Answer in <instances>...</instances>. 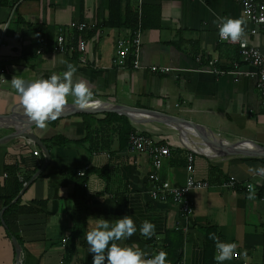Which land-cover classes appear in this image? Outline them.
I'll return each instance as SVG.
<instances>
[{
	"label": "crops",
	"instance_id": "obj_1",
	"mask_svg": "<svg viewBox=\"0 0 264 264\" xmlns=\"http://www.w3.org/2000/svg\"><path fill=\"white\" fill-rule=\"evenodd\" d=\"M116 4L121 20L110 27V6ZM127 6L137 10L138 0H0V36L5 40L0 48V116H26L8 82L14 76L29 82L48 79L71 64L77 70L73 83L86 82L93 93L96 103L90 110L121 106L151 111L204 127L215 141L231 147L264 148V100L256 79L202 72L211 62L219 71L230 72L239 64L240 72L253 74L238 47L219 38V25L229 18L242 21L244 41L263 56L264 26L253 25L233 0H141V65L172 69L151 74L131 70L117 51L116 41L133 27L123 24ZM73 21L92 28L84 37L83 63L79 54L50 50L58 29ZM38 30L44 34L42 46ZM66 107H78L74 97H68ZM111 114L125 117L132 132L171 149L157 173L161 182L181 188L187 155H193L194 180L209 185L190 193L193 214L183 216L170 200L151 199V160L128 151L125 127L105 121ZM19 129L0 125V140ZM31 130L49 159L24 138L0 143V264H15L11 238L19 245L20 264H92L85 236L95 219L115 221L125 215L132 217L137 232L118 243L138 247L144 259L164 251L169 264H217L216 237L237 245V255L223 264H264V175L255 171L264 168L263 158L220 157L206 137H201L206 146H197L190 132L138 115L76 114ZM85 167L89 170L81 178L78 172ZM7 168H16L15 177L23 188L28 185L18 199L24 211L11 213L10 218H17L11 219L10 239L2 219L11 206H4L1 195ZM228 181L236 188H224ZM145 220L156 226L151 239L140 232Z\"/></svg>",
	"mask_w": 264,
	"mask_h": 264
},
{
	"label": "clouds",
	"instance_id": "obj_2",
	"mask_svg": "<svg viewBox=\"0 0 264 264\" xmlns=\"http://www.w3.org/2000/svg\"><path fill=\"white\" fill-rule=\"evenodd\" d=\"M242 21L239 19H226L219 25L221 38L231 42L240 41L243 34ZM68 70L60 75L53 74L48 79H38L33 82L14 76L8 81L20 97L25 115L31 122L41 129L47 122L55 121L64 113L68 97L75 98V104L80 109H86L96 101L86 82L73 83V74L76 68L68 64ZM3 77V76H0ZM4 78V77H3ZM264 175V168L255 170ZM95 227L88 231L85 239L88 244V253L92 254V264H169L167 253L160 251L150 259H144V253L138 247H123L120 241L130 239L137 232V227L130 215L111 221L103 217L95 219ZM155 224L145 220L140 232L147 239L156 236ZM216 241L217 255L214 260L217 264L230 261L237 255L235 243H223L218 238ZM246 258V253H240Z\"/></svg>",
	"mask_w": 264,
	"mask_h": 264
},
{
	"label": "built area",
	"instance_id": "obj_3",
	"mask_svg": "<svg viewBox=\"0 0 264 264\" xmlns=\"http://www.w3.org/2000/svg\"><path fill=\"white\" fill-rule=\"evenodd\" d=\"M236 4L241 7L244 16L256 27L264 26V4L259 0H233ZM91 27L84 22H70L65 28L58 29L54 44L50 48L52 53L55 54H67L71 52V42L74 35H78V42L76 45L77 54L80 55L79 61L84 62L82 57L86 50L85 35L91 31ZM142 9L141 0H138L137 7V18L135 27L127 30L126 35L119 38L116 41L117 51L127 59L128 67L131 70H146L151 74H168L172 72V69L160 68V67H143L141 65V50H142ZM256 29L250 31V35L256 34ZM3 36V35H2ZM0 36V48L5 46L3 37ZM219 38L229 45H236L238 47L239 57L243 62L252 66L255 69L253 74L240 72L239 64H234L233 69L230 72L219 71L212 68L213 63L209 62V68L202 70L213 75L223 76L230 74L235 77H254L256 79L257 90L264 100V56L260 51L254 47L249 46L241 36L240 41L231 42L229 40ZM44 49H40L39 52H44ZM115 64L116 60L113 61ZM200 62V59H197ZM127 149L131 153L145 154L151 160L152 173L148 176L150 182V197L153 201L159 203H166L171 201L177 206L178 210L183 216H190L193 214V206L189 200L190 193L194 191H205L209 188V185L205 182H197L193 178V155H187L185 184L181 188H174L168 182H161L158 178V171L160 170L163 161L170 157L171 149L167 146H162L154 143L149 137L137 133L131 132L128 135ZM37 152L34 153L37 156ZM89 170L85 167L83 170L78 172V176L84 178L86 172ZM237 184L233 181H228L223 184L224 188L234 189ZM251 186H247L249 190ZM260 201L264 203V195L260 198ZM64 244V241H63Z\"/></svg>",
	"mask_w": 264,
	"mask_h": 264
},
{
	"label": "water",
	"instance_id": "obj_4",
	"mask_svg": "<svg viewBox=\"0 0 264 264\" xmlns=\"http://www.w3.org/2000/svg\"><path fill=\"white\" fill-rule=\"evenodd\" d=\"M106 109L104 110H90L88 108L86 109H80L79 107H66L65 106V115H62L61 117L57 118H64L70 115H76V114H98V113H117L121 115H138V116H145L150 119L163 122V123H168L171 125H174L175 127H179L183 129L185 132L188 131L192 135V138L197 140L195 141L197 146H206L205 143L203 144L201 142V137H206L211 145L215 148H212L216 154L220 157H233V156H241V157H251V158H263L264 159V148L260 146H248V147H231L227 144L221 143L219 141H215L213 139V134L211 131L208 129H205L204 127H201L199 125L184 121L182 119L176 118V117H171L151 111H144V110H133L121 106H109L105 107ZM0 125H7V126H16L20 127L19 130H17L15 133L3 138L0 140V143L5 142L9 140L12 137H18V138H24L32 142L34 145H37L39 148H41L42 152L44 153L45 157L47 159V153L46 150L44 149L43 145L41 142L37 139V137L34 135L32 132L33 126H35L34 122H31L27 116L25 117H18L16 115H10L7 117H1L0 116ZM212 138V139H211ZM28 185H26L19 195L14 199L10 205L14 204L17 202V200L23 195L24 191L26 190ZM12 245L15 251V264H20V248L19 245L17 244V241L15 238H11Z\"/></svg>",
	"mask_w": 264,
	"mask_h": 264
},
{
	"label": "trees",
	"instance_id": "obj_5",
	"mask_svg": "<svg viewBox=\"0 0 264 264\" xmlns=\"http://www.w3.org/2000/svg\"><path fill=\"white\" fill-rule=\"evenodd\" d=\"M110 22L111 24H109V26H114L116 23L117 25H119L121 17L119 16L120 14V7L119 4H116V6H110ZM117 15V17H116ZM136 18H137V10L127 6L126 8V12L124 14V22L123 24L128 26V27H135L136 24ZM113 23V24H112ZM38 35H39V46H42L44 43L43 40V32L38 30ZM78 42V35H74V38L71 42V52L72 54L77 55V51H76V45ZM3 69H0V76L3 73ZM1 78V77H0ZM90 117V116H89ZM111 120L114 124H120L123 125L125 127V129H123V131L125 132L126 135V141L128 140V135L130 132H132L131 128L129 127V123L127 122L125 117H117L116 115H106V119L105 121H109ZM6 174L8 179L6 181H4V183H2V193L1 195H3V201H4V206H8L10 205V203L19 195L20 191L22 190L24 183L22 181H20L18 178L15 177V174L17 172L16 168H7L6 170ZM13 211L16 212H21L24 211V209L20 206V200H18L15 204L11 205L7 210H5L3 212V216L2 219L4 220L5 226L8 227V231H7V238L10 239L12 237V228H13V223L11 221L12 220H16L17 216L14 215L12 218L11 217V213ZM9 232V233H8Z\"/></svg>",
	"mask_w": 264,
	"mask_h": 264
},
{
	"label": "bare ground",
	"instance_id": "obj_6",
	"mask_svg": "<svg viewBox=\"0 0 264 264\" xmlns=\"http://www.w3.org/2000/svg\"><path fill=\"white\" fill-rule=\"evenodd\" d=\"M88 109H91V108H88ZM93 109V108H92ZM96 109V108H95Z\"/></svg>",
	"mask_w": 264,
	"mask_h": 264
},
{
	"label": "rangeland",
	"instance_id": "obj_7",
	"mask_svg": "<svg viewBox=\"0 0 264 264\" xmlns=\"http://www.w3.org/2000/svg\"><path fill=\"white\" fill-rule=\"evenodd\" d=\"M4 42H5V40H4Z\"/></svg>",
	"mask_w": 264,
	"mask_h": 264
}]
</instances>
